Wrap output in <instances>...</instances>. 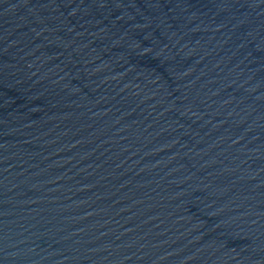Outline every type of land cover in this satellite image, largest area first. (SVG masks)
<instances>
[{"label":"water","instance_id":"obj_1","mask_svg":"<svg viewBox=\"0 0 264 264\" xmlns=\"http://www.w3.org/2000/svg\"><path fill=\"white\" fill-rule=\"evenodd\" d=\"M0 264H264V0H0Z\"/></svg>","mask_w":264,"mask_h":264}]
</instances>
